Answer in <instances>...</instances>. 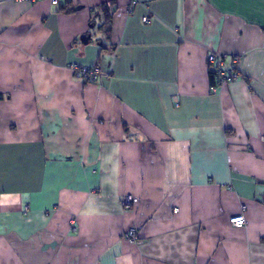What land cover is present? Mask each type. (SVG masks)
Listing matches in <instances>:
<instances>
[{
  "label": "crops",
  "instance_id": "crops-1",
  "mask_svg": "<svg viewBox=\"0 0 264 264\" xmlns=\"http://www.w3.org/2000/svg\"><path fill=\"white\" fill-rule=\"evenodd\" d=\"M0 264H264V0H0Z\"/></svg>",
  "mask_w": 264,
  "mask_h": 264
},
{
  "label": "built area",
  "instance_id": "built-area-1",
  "mask_svg": "<svg viewBox=\"0 0 264 264\" xmlns=\"http://www.w3.org/2000/svg\"><path fill=\"white\" fill-rule=\"evenodd\" d=\"M18 2H24L29 5L37 3V2H43L46 1L49 3L52 7H58L60 5H66V3H70L73 0H17ZM132 10L129 8L127 10V13H131ZM151 21V17H144L142 18L143 24H149ZM231 63L230 65L226 64V60L223 56H218L216 54H209L207 57V65L208 69L210 71V79H211V91L214 92L217 89H222L226 85L232 83L233 81H236L238 79H241L240 73L236 70V66L238 65L240 58L237 56L231 57ZM69 70L71 71L72 75L75 77V79L82 81L87 84H97L102 79L105 78V75L103 74L102 70L99 66H92L87 67L83 65H77V64H70ZM130 198H124L123 203L126 206H129L131 203ZM241 210H244V207H241ZM229 223L235 227L239 228L243 227L245 225L244 219L242 215H239V217L232 218L229 220ZM76 231L75 229L73 230ZM123 238H125L129 243L131 244H139L140 238L138 237V233L136 230H129L123 235Z\"/></svg>",
  "mask_w": 264,
  "mask_h": 264
},
{
  "label": "trees",
  "instance_id": "trees-1",
  "mask_svg": "<svg viewBox=\"0 0 264 264\" xmlns=\"http://www.w3.org/2000/svg\"><path fill=\"white\" fill-rule=\"evenodd\" d=\"M65 9V7L64 8H62V10H64ZM70 11H72V10H70ZM104 15H105V23H104V26H105V24L107 23V22H109V18H107V10L106 9H104Z\"/></svg>",
  "mask_w": 264,
  "mask_h": 264
},
{
  "label": "water",
  "instance_id": "water-1",
  "mask_svg": "<svg viewBox=\"0 0 264 264\" xmlns=\"http://www.w3.org/2000/svg\"><path fill=\"white\" fill-rule=\"evenodd\" d=\"M90 38V36L81 37L80 41H82L83 44L87 43V40Z\"/></svg>",
  "mask_w": 264,
  "mask_h": 264
}]
</instances>
